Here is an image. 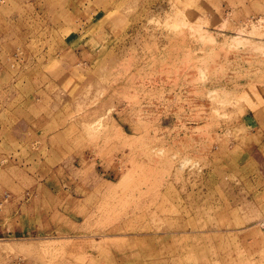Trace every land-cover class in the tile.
<instances>
[{"label": "rangeland", "instance_id": "rangeland-1", "mask_svg": "<svg viewBox=\"0 0 264 264\" xmlns=\"http://www.w3.org/2000/svg\"><path fill=\"white\" fill-rule=\"evenodd\" d=\"M263 218L264 0H0V264H264Z\"/></svg>", "mask_w": 264, "mask_h": 264}, {"label": "bare ground", "instance_id": "bare-ground-1", "mask_svg": "<svg viewBox=\"0 0 264 264\" xmlns=\"http://www.w3.org/2000/svg\"><path fill=\"white\" fill-rule=\"evenodd\" d=\"M138 221V219H137ZM142 223V222H141ZM259 226L261 227V229L264 231V219H262L261 221H259ZM144 231V230H143ZM192 240V239H191Z\"/></svg>", "mask_w": 264, "mask_h": 264}, {"label": "crops", "instance_id": "crops-1", "mask_svg": "<svg viewBox=\"0 0 264 264\" xmlns=\"http://www.w3.org/2000/svg\"><path fill=\"white\" fill-rule=\"evenodd\" d=\"M264 219V218H263Z\"/></svg>", "mask_w": 264, "mask_h": 264}]
</instances>
